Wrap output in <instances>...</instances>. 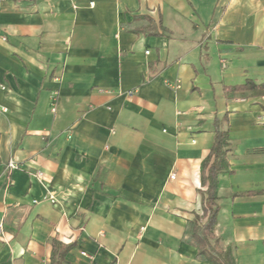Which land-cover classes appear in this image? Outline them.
I'll list each match as a JSON object with an SVG mask.
<instances>
[{
  "label": "crops",
  "instance_id": "1",
  "mask_svg": "<svg viewBox=\"0 0 264 264\" xmlns=\"http://www.w3.org/2000/svg\"><path fill=\"white\" fill-rule=\"evenodd\" d=\"M248 80L264 0L2 2L0 264H216L191 235L217 129L216 238L264 264V88L232 89Z\"/></svg>",
  "mask_w": 264,
  "mask_h": 264
},
{
  "label": "trees",
  "instance_id": "2",
  "mask_svg": "<svg viewBox=\"0 0 264 264\" xmlns=\"http://www.w3.org/2000/svg\"><path fill=\"white\" fill-rule=\"evenodd\" d=\"M247 88H264V83L258 85L251 80H248L242 85L232 87L234 90ZM227 145L228 130L217 129L211 152L202 166L204 171L206 168L208 169L207 175L202 177L203 183H208L202 200L201 216L205 221L201 224H195L191 235L193 241L199 247L200 255L208 258L216 264H236L231 250H223L220 248L214 232L219 211V205L217 203L219 174L226 171L228 168ZM65 253L66 250L64 249L59 252L58 257H56V254L53 256L55 264H67L64 261Z\"/></svg>",
  "mask_w": 264,
  "mask_h": 264
},
{
  "label": "built area",
  "instance_id": "3",
  "mask_svg": "<svg viewBox=\"0 0 264 264\" xmlns=\"http://www.w3.org/2000/svg\"><path fill=\"white\" fill-rule=\"evenodd\" d=\"M6 0H0V5L2 4V2H4ZM58 95H59V91L58 90H55L53 91V95H52V103H51V110L52 112H56L57 110V107H58ZM129 95H132V91L129 92ZM0 111L2 112H6L7 111V108H4V107H1L0 106ZM19 167V164L15 161V160H9L8 164H7V168L9 170H13L15 168H18ZM36 176H39V177H43L44 174L42 171H37ZM175 177V173H173L171 175V178H174ZM49 199L51 200L52 203H56V199L54 198V196L50 195L49 196Z\"/></svg>",
  "mask_w": 264,
  "mask_h": 264
}]
</instances>
